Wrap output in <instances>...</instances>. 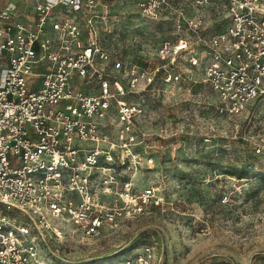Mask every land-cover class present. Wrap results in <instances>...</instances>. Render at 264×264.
I'll use <instances>...</instances> for the list:
<instances>
[{
    "label": "built area",
    "instance_id": "obj_1",
    "mask_svg": "<svg viewBox=\"0 0 264 264\" xmlns=\"http://www.w3.org/2000/svg\"><path fill=\"white\" fill-rule=\"evenodd\" d=\"M214 3L226 13L223 28L205 33ZM137 5L148 19L172 20L157 64L125 61L101 45V0H0V264H47L39 253L46 235L96 236L113 220L102 221L103 212L136 213L153 200V186L136 193L115 170L118 151L139 143L143 108L128 94L159 95L163 84L192 95L207 85L219 115L260 126L254 149L264 153V119L250 112L264 107V0ZM153 260L147 245L121 264Z\"/></svg>",
    "mask_w": 264,
    "mask_h": 264
},
{
    "label": "rangeland",
    "instance_id": "obj_2",
    "mask_svg": "<svg viewBox=\"0 0 264 264\" xmlns=\"http://www.w3.org/2000/svg\"><path fill=\"white\" fill-rule=\"evenodd\" d=\"M101 1L107 5L106 18L95 22L101 45L125 61L157 64L154 52L172 36V20L148 19L137 0ZM205 9L204 32L222 29L221 6ZM188 13L197 15L190 7ZM186 58L181 64L189 67ZM158 86L159 95L128 94L143 108L139 143L119 150L115 164L119 179L130 180L136 193L153 186V200L136 213L123 207L96 236L46 235L39 253L47 264H121L147 245L153 264H264V153L254 149L260 126L219 115L207 85L194 87L192 95L184 87L172 95ZM250 112L264 119V107Z\"/></svg>",
    "mask_w": 264,
    "mask_h": 264
},
{
    "label": "bare ground",
    "instance_id": "obj_3",
    "mask_svg": "<svg viewBox=\"0 0 264 264\" xmlns=\"http://www.w3.org/2000/svg\"><path fill=\"white\" fill-rule=\"evenodd\" d=\"M101 220H105L106 218L108 219H114V215L112 213H108V212H103L100 216Z\"/></svg>",
    "mask_w": 264,
    "mask_h": 264
}]
</instances>
